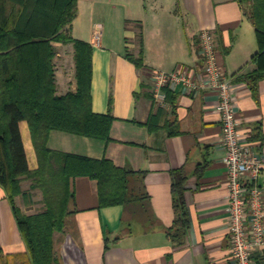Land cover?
<instances>
[{
    "label": "crops",
    "instance_id": "obj_1",
    "mask_svg": "<svg viewBox=\"0 0 264 264\" xmlns=\"http://www.w3.org/2000/svg\"><path fill=\"white\" fill-rule=\"evenodd\" d=\"M250 6V0H77L67 28L92 46L91 108L101 114L110 110L114 119L108 140L51 130L47 145L142 172L159 223L148 229L137 220L124 223L122 204L100 206L97 180L76 176L71 179L76 211L69 228L54 233L60 264H232L217 95L206 83L196 90L179 83L169 89L171 100L161 104L153 95V73L185 69L203 80L199 35L204 29L214 32L218 63L233 82L238 131L262 161L259 184L264 187V78L255 96L236 80L256 67ZM17 9L16 0H0V18ZM54 47L57 92L65 94L76 87L74 47L59 42ZM127 53L140 56L141 65ZM18 125L28 168L34 170L38 160L29 124L21 120ZM179 169L188 174L189 227L184 242L174 244L163 226L175 218L171 182ZM30 183L23 179L27 195L16 197L27 214L44 209L40 191L30 190ZM254 258L264 264V247ZM0 264H33L1 185Z\"/></svg>",
    "mask_w": 264,
    "mask_h": 264
},
{
    "label": "trees",
    "instance_id": "obj_2",
    "mask_svg": "<svg viewBox=\"0 0 264 264\" xmlns=\"http://www.w3.org/2000/svg\"><path fill=\"white\" fill-rule=\"evenodd\" d=\"M250 1L249 18L258 46L251 60L256 67L236 80L245 82L255 96L258 82L264 78V0ZM76 2L16 0L18 9L0 18V185L33 264H60L54 233H64L76 211L71 189V179L76 176L97 180L100 206L122 204L124 223L137 220L147 229L159 223L142 172L117 166L105 157L92 158L47 145L51 130L108 140L114 119L110 110L101 114L91 108L92 46L74 38L67 28L76 15ZM55 42L74 47L76 87L65 94H59L56 87ZM127 55L141 65L140 56ZM164 90L166 100H171L169 88ZM21 120L29 124L38 160L34 170L27 165L18 125ZM187 177L183 170L172 172L175 218L163 230L174 244L184 242L189 227L184 195ZM23 179H30V187L40 191L42 211L27 214L18 207L16 197L27 195L21 188Z\"/></svg>",
    "mask_w": 264,
    "mask_h": 264
},
{
    "label": "built area",
    "instance_id": "obj_3",
    "mask_svg": "<svg viewBox=\"0 0 264 264\" xmlns=\"http://www.w3.org/2000/svg\"><path fill=\"white\" fill-rule=\"evenodd\" d=\"M100 31H94L99 40ZM200 55L203 77L185 69L156 70L153 73V95L161 104L166 101L164 88L183 84L196 90L206 83L217 95L216 110L220 114L223 161L228 182L227 226L230 238L232 264H258L254 252L264 247V187L259 184L262 161L245 137L238 131V119L233 94V82L218 63L215 34L209 29L200 32Z\"/></svg>",
    "mask_w": 264,
    "mask_h": 264
},
{
    "label": "rangeland",
    "instance_id": "obj_4",
    "mask_svg": "<svg viewBox=\"0 0 264 264\" xmlns=\"http://www.w3.org/2000/svg\"><path fill=\"white\" fill-rule=\"evenodd\" d=\"M30 186H31V183H30ZM31 189L30 190H32V189H34V190H38V189H36V188H32V187H30Z\"/></svg>",
    "mask_w": 264,
    "mask_h": 264
}]
</instances>
